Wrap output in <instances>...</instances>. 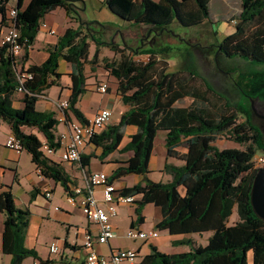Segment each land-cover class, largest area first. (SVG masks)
Here are the masks:
<instances>
[{"label":"trees","instance_id":"trees-1","mask_svg":"<svg viewBox=\"0 0 264 264\" xmlns=\"http://www.w3.org/2000/svg\"><path fill=\"white\" fill-rule=\"evenodd\" d=\"M105 6L119 18L134 26H146L156 36H169L171 25L193 27L209 23L217 33L216 19L210 10V0H103ZM82 0H0V34L13 23L18 31L22 55L15 57L10 44L0 45V118L30 155L39 174L59 183L69 192L73 183L64 168L42 150L46 142L54 151L60 147L56 134L58 119L54 111H39L36 102L42 91L60 76L58 62L70 64V95L66 118L85 122L77 102L85 91L84 68L92 69L100 47H107L118 58H102L104 69L116 79L117 93L128 106L117 122L107 124L89 142L102 148L99 159L117 150L125 125L136 126L128 143L120 150L131 151L108 176L113 183L121 176L139 174L143 181L118 189L123 196H134L135 218L130 226L143 222L144 205L151 203L160 210L155 227L170 235L210 232L205 245L192 238H179L173 244H184L188 250L164 253L149 244L150 251L137 264H264V220L253 211L250 190L254 175L260 167L257 159L264 157V129L259 124L255 101L264 103V0H239V10L229 17L221 13L220 20L234 24L230 33L216 38L205 51L214 55L216 67L231 79L236 99L216 90L201 74L188 39L177 43L153 42L130 48L135 55H146V61L135 60L126 49L112 41L96 39L84 26L79 8ZM13 7L15 16L9 18ZM63 8L69 25L56 43L47 49L39 64L25 65L45 14ZM79 9V10H78ZM182 40V41H179ZM96 47L90 54V42ZM170 54L180 58V65L167 70ZM20 64V66H19ZM26 66L29 77L20 81ZM20 88V89H19ZM21 93V107L12 106L11 96ZM185 98L187 105H177ZM264 120V119H263ZM25 128L35 129V132ZM158 131L165 134L168 159L164 170L167 181L148 178L153 140ZM221 132L242 148H219L215 141ZM185 150L181 152L179 147ZM91 156L80 157L82 166ZM183 187L184 191H180ZM34 191V190H33ZM32 195V192H31ZM233 210L237 220L229 223ZM2 232L0 250L9 255V264H21L31 257L40 264H53L42 258L33 247L25 245L26 229L31 212L15 204L7 187L0 191Z\"/></svg>","mask_w":264,"mask_h":264},{"label":"crops","instance_id":"crops-1","mask_svg":"<svg viewBox=\"0 0 264 264\" xmlns=\"http://www.w3.org/2000/svg\"><path fill=\"white\" fill-rule=\"evenodd\" d=\"M222 6L223 4L221 0H210L211 13L218 20H220L219 17L221 18V13L224 11V6ZM68 26L69 19L67 18L65 11L62 8L58 7L45 14L33 42L34 44L39 34L42 33V42H44V45L41 50L44 54H40L39 59H37V57L32 54V44L28 51V59L25 62V65L27 66L30 64L41 63L47 56V49L56 43L60 35L57 36L55 41H49L47 37H50L51 35L56 36V34H58V27H61V30H65ZM73 26H76V24L74 23ZM50 29L53 30L52 34L49 33ZM102 48L103 47H100L99 49V55L100 52H102ZM99 59L100 58L98 57L95 65L99 64ZM86 65L84 68L85 76H87ZM70 71V64L63 59H60L58 62V72L60 73V76L55 80V84L45 88L38 98V100L43 101L42 104L45 108L44 110L54 111L57 118L60 114L57 103L59 101L67 100L68 96L71 93V79L69 76ZM98 78L99 76L94 74L92 77L86 78L85 91L80 95L77 102V107L80 109L86 120L92 118L99 109L108 108L111 110L112 114L109 123L117 122L120 119L121 114L126 111L128 106L121 101L120 95L117 93V82L113 76H111L110 74H106V76L101 81H98ZM102 83H106L107 85V91L104 93H101L97 90L98 85ZM94 93L102 94V97L97 105H94L91 100V97ZM11 100L13 107H21L22 103L20 92L13 93L11 96ZM74 118L75 117L70 116L69 119ZM135 131L136 126L131 124L125 125L123 128V136L121 142L117 147L118 149L112 151L103 159H99L102 148L100 146H96L92 142H86L79 148L80 157H91L88 160L87 165L82 166L79 159L72 162L61 160L60 154L64 148L65 142L67 141V122L64 120H59L56 126V134L60 139V154H57L56 157L50 156L49 158L59 163L64 168L65 172L73 182L69 185L70 189L73 186H84L86 174H88L89 172L100 171L109 176L120 162L126 160L131 156V151L121 152L120 150L128 143L130 136ZM158 133L159 131L156 133V136L153 140V148L148 164L150 172L147 176L154 181H167L170 179V175L164 170V166L165 163L170 162L171 159H168L166 157L165 134L164 132H162V136L158 137ZM9 134L10 130L8 127V132L5 135V141ZM156 145H159V150L157 152L155 150ZM0 147V191L8 187L13 194L15 204L21 208L27 207L31 212L29 224L26 229V235L29 233L31 224L36 226V238H38L44 232L47 233V229H49L47 224L48 222L59 224L63 229L56 232L52 231L49 234L50 244L53 242L56 243L58 248L57 252L51 253L49 250V244L47 253L44 255L37 251L38 255L42 258L51 259L53 261V264H83L85 256L88 252V249L83 246L84 234L87 231L94 232L95 227L89 222L87 216L77 205L70 204L66 200L67 192L59 183H56L52 179L45 178L39 174L34 163L31 161L29 154L28 159L31 164V170L27 173H23L22 153L24 152V150L17 153L14 150L6 147L5 142H3ZM56 150H54L53 152H55ZM154 173H158L160 174V176L158 178H154ZM129 179H131V183L129 182ZM143 179L144 178L142 175L128 174L121 176L113 181V185L115 186V188L121 189L123 187L132 186L136 183L142 182ZM46 190L50 191V198H46L44 196V192ZM93 194L95 198L102 202V192L100 187H95ZM150 205L153 204L148 203L143 207V222L132 227L143 231L155 230L157 232V236L147 241L142 240L143 242L141 244L136 245L135 248H132L137 250L138 252L137 261L141 256L147 254L150 251L149 247L146 248V246L143 245L144 243H148V245L154 244L160 249L161 245L160 241L158 240L159 237L166 238V240L169 241L172 245V241L182 238L180 235H170L166 230H159L155 227L156 223L160 219L161 214L159 208L153 205L156 209L154 211L156 212L152 217H147L146 212L150 209ZM122 216H125L129 219L128 228H130L131 220L135 218L133 202L118 204L117 214L110 217V222L115 231V236L118 230L116 219ZM163 233H166V235ZM110 239L108 243H106L108 245V251L107 253H105V255L108 254L111 249L118 248L111 246ZM98 245L101 244L94 245V249L96 251V247ZM33 248L35 249V247ZM27 259H29L31 262L33 260V258L28 257L21 264H23Z\"/></svg>","mask_w":264,"mask_h":264},{"label":"rangeland","instance_id":"rangeland-1","mask_svg":"<svg viewBox=\"0 0 264 264\" xmlns=\"http://www.w3.org/2000/svg\"><path fill=\"white\" fill-rule=\"evenodd\" d=\"M83 4L78 9L81 18L83 19L84 26L93 32L96 39H101L105 41H112L118 44L120 47L125 44L126 49L131 53L135 60L139 61H146V55H135L130 51V48H136L139 46V43H142L141 46L150 45L153 42L159 41H166L170 43H177L178 38H182L183 40L188 39L192 44L195 46L193 47L194 56L197 62V66L199 71L203 76H205L214 86V88L231 99H236V94L231 85V79L226 75L219 71L216 67L214 55L210 51H205L206 46L208 44L214 42L215 37L221 38L223 35L230 33L233 30L234 24L229 20H219L217 23L214 24V27L217 29V33L213 34V27L209 23H204L198 26L193 27H181L175 24H172L170 27L173 31L171 35L167 36H156L150 32H147L146 26H134L131 25L129 22L119 18L115 14H113L104 4L103 0H82ZM223 4V10L225 12V17H229L232 14L236 13L239 10V0H221ZM16 0H10V4L13 5ZM63 9V8H62ZM61 10V9H59ZM64 10V9H63ZM74 23H69V25H73ZM76 24V23H75ZM5 28L2 30V33L5 32ZM63 29L61 27L57 28L58 34L51 35L47 37L49 41H55L58 35L63 33ZM42 33L39 34L37 40L33 44L32 54L39 59L40 54H44L41 50L44 42H42L43 37ZM182 41V40H179ZM183 42V41H182ZM96 47V43L94 41L90 42V53L94 52ZM99 55V64L94 65V70L91 69L89 64L86 65V78H90L94 75H98V81H101L108 72L103 67L102 58L106 57L108 59L118 58L119 55L115 54L107 47H103L101 49ZM180 65V58L176 54H170L167 57V70L172 71L177 69ZM102 97V94L94 93L92 95V103L97 105ZM42 100H38L36 102V109L39 111L44 110V106L42 104ZM190 100L185 98L177 105H187L189 104ZM255 110L258 114H264V103L255 101L254 103ZM259 124L264 129V120L263 118L259 117L258 120ZM25 130L35 132L38 136H41L35 129L25 128ZM8 132L7 123L0 118V145L5 142V135ZM162 136V132L159 131L158 137ZM215 144L219 148H227V147H237L242 148V145L228 139L227 132H221ZM1 148V147H0ZM185 149L184 145L179 147V150L183 152ZM60 148H58L55 152H48L46 151V155L48 157H56V155L60 154ZM156 152L159 150V145H156L155 148ZM170 161L174 163H179L177 160L171 159ZM31 170V164L28 159V153L24 151L22 153V171L23 173H27ZM154 178H158L160 174L154 173ZM132 178V177H130ZM1 179V176H0ZM131 183V179H129ZM180 191L183 192V187H180ZM153 205H150V209L147 210L146 214L147 217H152L156 211ZM3 214L0 213V240H1V232H2V221H3ZM237 213L233 210V213L230 216L229 223L234 222L237 220ZM47 233H42L38 238H36V226L31 224L29 233L26 235V246L27 247H35V250L46 254L48 251V246L50 244V232L52 231H61L63 230L59 224L48 222ZM117 224V234L116 236L110 239V244L112 247L118 248H135L136 245L141 244L143 241L141 239L133 240L125 235L126 230L129 226V219L127 217H118L116 219ZM51 228V229H50ZM166 235V233H163ZM210 235V232H203L201 234L198 233H189V234H180L182 238H192L198 244L205 245L207 241V237ZM160 241V250L164 253H176V252H183L188 250V246L184 244H171L169 241L166 240L164 237H159ZM144 246L149 247L148 243H144ZM97 251L101 254L107 253L108 245L106 243L98 245L96 247ZM9 263V255L3 254L0 250V264H8ZM31 261L27 259L23 264H30Z\"/></svg>","mask_w":264,"mask_h":264},{"label":"built area","instance_id":"built-area-1","mask_svg":"<svg viewBox=\"0 0 264 264\" xmlns=\"http://www.w3.org/2000/svg\"><path fill=\"white\" fill-rule=\"evenodd\" d=\"M9 18L15 16V9L11 7L8 11ZM52 34L53 30H49ZM18 31L10 22L5 32L0 34V45L10 44V50L15 57L22 55V48L18 42ZM20 66V64H19ZM26 66L19 74L20 81L29 77ZM20 89V88H19ZM97 90L101 93L107 91L106 83L98 85ZM57 106L60 110L58 120L67 122V141L60 154L63 161H75L80 158L79 148L83 146L89 139L99 133L111 119V110L101 108L90 119L80 122L78 119H67L65 112L68 108L67 100L59 101ZM6 147L19 153L23 150L20 141L13 135L9 134L5 141ZM42 150L44 152H53L46 142H42ZM257 165L260 167L264 163V157L257 159ZM95 187H100L102 192V202L95 198L93 191ZM46 198H50L49 190L44 192ZM134 196H123L118 193L113 183L108 181V175L100 171H92L86 174L84 186H73L66 193V200L73 205H77L81 211L87 216L89 222L95 227L94 232L87 231L84 234L83 246L88 249L83 264H137L138 252L132 248H114L106 255L99 254L95 249V244L108 243L109 239L115 236V231L110 222V217L117 214V205L124 203H132ZM125 235L133 240L141 239L147 241L157 236L155 230L143 231L130 227L126 230ZM51 253H56L58 248L56 243L49 246ZM31 264H40L38 260L33 259Z\"/></svg>","mask_w":264,"mask_h":264},{"label":"water","instance_id":"water-1","mask_svg":"<svg viewBox=\"0 0 264 264\" xmlns=\"http://www.w3.org/2000/svg\"><path fill=\"white\" fill-rule=\"evenodd\" d=\"M256 114L264 119V114L260 115L257 112ZM250 202L254 213L264 220V163L254 175L250 190Z\"/></svg>","mask_w":264,"mask_h":264}]
</instances>
